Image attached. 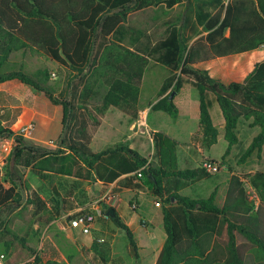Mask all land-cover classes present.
<instances>
[{
	"label": "trees",
	"instance_id": "16d2710c",
	"mask_svg": "<svg viewBox=\"0 0 264 264\" xmlns=\"http://www.w3.org/2000/svg\"><path fill=\"white\" fill-rule=\"evenodd\" d=\"M182 3L194 5L193 12L183 24L172 26L167 36L147 52L124 44V23L130 12L160 4L172 8ZM263 45L264 0H0V83L18 80L44 93L63 110L56 148L31 143L12 129L21 114L18 104L8 116L0 110V139L14 141L0 165V212L27 205L34 215L47 212V202L24 181L22 168L30 169L49 185L57 176L105 184L117 181L115 191L143 190L147 185L162 205L166 233L155 264H264V171L237 174L229 165L230 175L223 178L201 166L181 168L178 148L182 144L159 130L150 134L153 161L122 142L101 152L91 147L109 108L118 109L132 120L140 118L141 84L149 58L155 56L170 75L156 99L148 103L152 111H163L176 119L179 108L170 95L188 86L199 95V123L192 139L195 144L209 150L218 142L219 129L213 117L216 111L224 120L228 148L239 144L241 127L248 125L258 132L242 159L262 151L264 61L257 63L242 82L228 84L197 65L248 53ZM28 50L40 51L76 71L67 98L55 96L47 69L28 72L11 57ZM225 161L223 158L220 165ZM211 178L214 187L209 191L203 183ZM224 180L221 201L220 184ZM245 180L257 192L258 204L250 199ZM73 191H68V197ZM111 209L114 216L110 220L125 231L131 253L138 261L133 231ZM0 224L5 222L0 220ZM4 231L0 235L9 238L2 254H8L12 264L30 258H34V264H57L44 262L27 239L7 225ZM248 243L251 247L247 248ZM247 254L252 263L246 261ZM100 258L106 262L104 249L100 250Z\"/></svg>",
	"mask_w": 264,
	"mask_h": 264
},
{
	"label": "rangeland",
	"instance_id": "374dc122",
	"mask_svg": "<svg viewBox=\"0 0 264 264\" xmlns=\"http://www.w3.org/2000/svg\"><path fill=\"white\" fill-rule=\"evenodd\" d=\"M194 8V5L188 3L175 5L172 8H167L165 4H160L130 12L124 23L127 32L124 44L135 50L147 52L156 42L167 36L169 29L173 25L180 26L183 24L184 18L187 15H190ZM11 57L22 63L25 70L28 72H33L38 69H47L50 73L49 83L56 89L55 96L61 99L68 97L69 83L76 73L75 70L57 63L37 50L15 52ZM155 59V56L149 58V67L141 84V94L145 103L153 101L156 98L164 80L170 75L169 70L157 63ZM261 61H264V45L257 50L244 54L220 57L201 66L202 68H206L211 76L228 84L230 82H242L254 69V66ZM52 73H55V77H52ZM174 100L179 107L180 118H187L190 121V124L193 123L195 113L194 107L195 104H198L199 102L198 92L195 89L186 86L174 96ZM24 103L30 105L28 96L25 97ZM11 104H13L12 101L8 103V105ZM57 110H59V113L54 116V118L58 125V133H60L61 108ZM213 117L214 123L219 129L218 139L220 140L216 145L209 149L210 152H208V157H201L199 159L200 162L204 160H215L219 163L225 158L226 163L223 164L224 170L217 173V175L223 176V178L230 175L228 169L229 165L237 174L264 171V149L260 152H254L251 156L242 159L245 150L250 146L253 136L257 134L258 129L249 128L248 125L241 127L239 144L232 148H228V142L224 139V120L216 111L213 112ZM40 122L41 121L36 122V127L27 136V140L31 143H33L29 140L31 136L39 137L43 134V128ZM27 123L28 122H17L14 128L17 132H20L21 126ZM162 125L165 126V123L163 122ZM176 126L178 125L176 124ZM190 129L191 125L187 124L182 125L181 127L183 132H188ZM52 135H55V133ZM182 135L184 136L180 139L183 140V137H185L186 134L182 133ZM120 137L121 135H112L111 138L117 141L121 139ZM58 142L59 139L50 141L46 146L49 148H56ZM13 144L14 141L12 142L10 139H0V150L3 151L5 158L8 156ZM93 148L98 149V144H94ZM193 165L197 164L193 163ZM188 167L190 168V166ZM21 171L23 172L24 181L30 185V187L37 190V192H39L48 203V210L45 214L34 215L31 206L27 205L14 211H1L0 220L4 221L5 225L0 224V233L3 234V232H5L4 228L7 225V228L12 229L17 235L26 238L28 244L37 251V255L40 256L44 262L52 261L57 264L153 263L158 247L154 249V253H148L144 249L142 254H139V260L136 261L131 253L129 239L125 231L118 228L111 220H98V228L100 230L97 231L98 229L94 226L91 235H86L81 231L68 228L67 218L72 216L79 208L85 207L93 211H96L97 209L109 210L118 204L119 200H117L116 196H112L110 201L102 199L106 189L105 187L95 189L91 182L84 184L83 182L75 181L74 183V180L72 179L64 176H57L54 179V185L60 195L67 198V192L71 189L72 185H75L76 187L74 195L69 199L67 198L68 202L63 204L60 208H57L54 206L53 200L58 198V196L53 191L52 185L43 183L36 175L31 171H28L26 168H22ZM245 183L250 199L258 204L259 197L257 192L247 180H245ZM203 184L209 188V191H211L214 187V180L212 178L206 179ZM220 185L222 201L225 195V180L224 183ZM111 190L112 192L110 193V196L114 195L113 188ZM121 199L124 211L132 216V218L129 217L128 219L130 220L131 229L133 230L134 235H137L138 231L141 230L140 228L138 229V227L140 220L139 213H141L142 209L133 213L129 209L127 203L128 195L122 194ZM149 207L150 209L152 208V211L159 210L156 209L152 203L149 204ZM8 238L9 237L6 234L0 235V264H12L10 256H8V254L3 256L2 254L4 253L3 250L5 248L4 242ZM99 238H104L105 242H98ZM87 240H89L88 244ZM156 242H158V240H156ZM248 244L247 248L251 247V244ZM101 249L106 251L105 263L100 258ZM246 261L252 263V257L249 254L246 256ZM21 264H34V258H30Z\"/></svg>",
	"mask_w": 264,
	"mask_h": 264
},
{
	"label": "crops",
	"instance_id": "0c3cea01",
	"mask_svg": "<svg viewBox=\"0 0 264 264\" xmlns=\"http://www.w3.org/2000/svg\"><path fill=\"white\" fill-rule=\"evenodd\" d=\"M195 38L196 37H194V39ZM209 62L201 63L197 65V67L202 68L201 65H205ZM202 69H206V68H202ZM27 96L29 97L30 105H26L24 103V99ZM10 101H12L13 104L8 105ZM149 102L145 103L143 101V96L141 94V103L143 105V109L140 112V118L138 120H132L128 115L122 113L116 108H113V107L109 108L107 112L105 113L104 117L102 118L100 127L98 128L97 132L94 135V138L91 144V147L94 150V152H101L105 150L107 147L115 143L122 142L128 145L131 149L136 150L142 156L148 158L149 161H153L152 156L154 153V146H153V141H152L150 134L152 131H157V130L163 131L164 130L163 132L177 139L182 144L178 148V159H179L180 167L189 168L188 166H190V168H195L197 166H200L203 161L200 162L199 159L201 157L203 158L208 157V152H210V150L209 151L205 150L201 148L199 144H195L192 141L193 135L198 129L199 105L195 104V107H194L195 113L193 117L194 120H193V123L190 124V121L187 118H180L179 114L176 119H173L169 114L163 111H152L150 106L148 105ZM17 104L21 108V114L18 117L17 122L24 123V122L32 121L35 123V127H36V122L41 121L40 123L42 124L43 134L39 137L31 136L29 138L30 141H32L35 144L46 146L48 142L59 139L61 132L58 133V125L56 123L54 116H56L59 113L58 112L59 110L57 109L61 108L60 124H61V131H62L63 110H62L61 105L53 104L50 101V99L46 97L44 93L39 92L30 86L22 84L18 80H11V81L0 83L1 112L4 115L8 116L13 112ZM17 122L12 126V129L15 130L14 126L17 124ZM163 122L165 123V126L162 125ZM176 124L178 126H176ZM185 124L191 125L190 131L183 132L181 130L182 125H185ZM172 125H174L175 128ZM54 133L55 135H52ZM182 133L186 134L185 137H183V140L180 139L182 136H184L182 135ZM112 135H115V136L121 135L120 137L121 139L116 141L115 139L111 138ZM25 137L28 138L27 136ZM10 140L13 142V138H11ZM219 140L220 139H218V142ZM96 143L98 144V149L93 148V145ZM4 159H5L4 153L2 150H0V165L3 164ZM193 163L197 165H193ZM28 171H31V170L28 169ZM42 182L45 183L44 181ZM79 182H83L84 184L91 182V184L94 186L95 189L105 187L106 189H105L104 195H108V197L106 198L108 201L112 199V196H116L117 200L119 201H118V204L115 205L114 209L117 211L121 219L130 228H131V223L128 218L129 217L132 218V216H130L128 212L124 211V207L121 203L122 194L128 195L127 203L129 205V209L133 213H136L140 209H142L141 213H139L140 220H139V227H138V229L140 228L141 230H139L137 235H134V236L137 240L140 255L142 254L144 249L148 253H154V249L158 247V250L155 253V257L152 263V264H155L158 254L164 244L166 233L164 230L163 211H162L161 203L150 192V190L148 189V186L144 185L143 190L123 188L119 191H115L117 181H114L108 184H105L104 182L100 180H97V181L80 180ZM54 184L55 182L52 184V189L57 195L58 190ZM75 188H76L75 185H72L71 189L69 190L75 191L76 190ZM112 188L114 190V195L110 196V193L112 192L111 190ZM74 191H73L72 196L74 195ZM57 196L58 198L53 200L54 206H56L57 208H60L61 206H63V204H66L68 202V199L72 197V196H69L67 197L68 198L67 199L65 196H62L60 194ZM67 196H68V192H67ZM62 199H65V201L58 206L56 204V201L62 202ZM131 202L137 204V208L135 210L132 209L130 205ZM150 203H152L156 209H159L160 212L159 210L152 211V208L150 209L149 207ZM156 203H159L160 205H156ZM79 209H77L72 216H74ZM142 223L143 224L146 223V224L143 225ZM95 226H96L95 228L98 229L97 231H99L100 229L98 228V222L95 224ZM72 230L80 231L79 229H72ZM156 240H158V242H156ZM88 241L89 240H87V244H88Z\"/></svg>",
	"mask_w": 264,
	"mask_h": 264
},
{
	"label": "built area",
	"instance_id": "2783aa9c",
	"mask_svg": "<svg viewBox=\"0 0 264 264\" xmlns=\"http://www.w3.org/2000/svg\"><path fill=\"white\" fill-rule=\"evenodd\" d=\"M52 77H55V73L51 74ZM35 128L34 122L30 121L27 124L21 126L20 134L24 136H28ZM205 171L211 174H217L220 171L224 170V166L220 165L218 162H214L212 160H204L200 165ZM141 173L138 172V177H141ZM108 195H104L102 197L105 200ZM156 205H160L156 203ZM137 204H132V209L136 208ZM110 215L108 210L97 209L93 211L91 209H87L85 207L80 208L74 216H70L68 218V226L71 229H79L83 234L91 235L92 229L94 228L95 224L98 220L109 221ZM98 242L104 243V238H99ZM3 257V256H2Z\"/></svg>",
	"mask_w": 264,
	"mask_h": 264
},
{
	"label": "water",
	"instance_id": "95a60500",
	"mask_svg": "<svg viewBox=\"0 0 264 264\" xmlns=\"http://www.w3.org/2000/svg\"><path fill=\"white\" fill-rule=\"evenodd\" d=\"M175 94H176V92H173V93L170 95V98L173 99L174 96H175ZM108 213H109V215H110L111 217L114 216V211H113V209L110 208V209L108 210Z\"/></svg>",
	"mask_w": 264,
	"mask_h": 264
}]
</instances>
